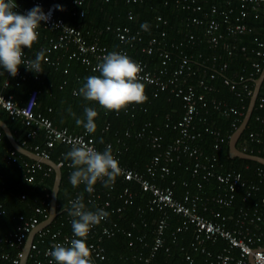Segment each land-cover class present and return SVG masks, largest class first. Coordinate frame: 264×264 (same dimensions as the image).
Instances as JSON below:
<instances>
[{"label":"built area","instance_id":"built-area-1","mask_svg":"<svg viewBox=\"0 0 264 264\" xmlns=\"http://www.w3.org/2000/svg\"><path fill=\"white\" fill-rule=\"evenodd\" d=\"M126 1L135 2L138 0ZM205 1L173 0L175 4H180L182 7H190L193 11H197L198 14L193 15L189 19V24L200 27L201 34L208 47L214 50L220 49L219 52L207 56L193 52L188 55L180 49V60L173 68L166 66L170 53L165 49L160 52L162 57L161 64L163 65L158 68L150 69L144 60H134L142 68L140 73L141 82L151 87L153 95H156L159 90H169L183 101V112L180 118L170 125L177 130V135L171 142L163 144L161 141L162 136L157 131L148 128V123L135 132L136 138H145L147 144L155 150L150 160L144 164L142 171L120 161V153L124 145L121 137H117L114 141L104 140L97 143L94 136L87 133L83 127L79 131H72L66 126H57L48 115L39 111L36 112L34 107L38 103V87H33L28 91L27 99L24 103H20L12 94H6L2 91L3 87L9 85L11 78L15 83H19L29 76L38 79L41 73L26 72V68L22 64L18 67L17 74L14 77L8 73L0 82V112L6 111L11 118L18 119L27 126L20 143L24 147L40 156L49 157L50 148L56 143L72 145V142L77 139H82L85 143L101 152L106 146H111L112 154L119 161L121 169L117 177L127 182L118 192L117 197L120 199V203L110 206L112 196L110 197L109 190L105 191L95 188L92 193L87 194L85 199L86 202L94 203L104 210L109 209V213H117L118 216H121L125 206L133 203L138 191L146 194L144 206L138 207L137 210L141 212L143 207L149 210H157L159 211V217L152 229L151 242L148 243L142 240V237L138 238L142 246L147 248V252L143 251L142 248L136 249L132 257L138 261L137 264H153V257L156 252L159 248L164 247V230L172 213L179 216L180 222L171 231V240H176L178 232L191 230L193 233L190 241L192 251L205 253L212 257L210 260L211 264H246L249 262L250 256L255 264H264V246L261 245V236L250 227V225L257 226L258 222L264 224V216H262L258 208L254 207L251 211H248L246 208L240 207L236 214H226L220 209L212 208V206L208 205L211 201L217 207H228L232 204L238 189H245L243 198H246L252 190L258 188L257 184L247 182L238 171L218 170L216 168V154L205 153L201 145L195 143V140L200 137V131L197 129L196 123L197 121L205 123V116L210 114V109L217 111L220 115L232 114L231 124L233 126H236L235 123L238 117L243 113L244 101L246 98H250L253 91L255 80L253 76L260 74L264 67L262 65V62H264V0H219L222 5L218 4L217 1H211L206 6L204 4ZM72 2L81 4L82 0H72ZM58 3L59 0L16 1V9H19L23 14H26L28 10L35 6L41 7L46 14L51 12L49 20L47 22L42 21L37 29L39 36L41 29L45 28H51L56 32L55 35L47 37L46 47H41L47 52L60 47L68 48L71 46L70 57L80 59L91 70H95L103 55L115 51L129 56L126 45L133 46L134 41L141 39L139 31L133 32L129 26L118 24L113 26L111 30L119 44L117 47L111 48L105 43H100L99 35L102 32L101 29L95 27L83 28L72 24L60 15H56ZM74 13L76 12L74 11ZM84 13V9L81 8L78 11V16L83 17ZM128 17L132 18V14H129ZM248 18L258 21L259 30L246 21ZM157 20L165 23V20L160 15L157 16ZM109 28L110 26L106 27V29ZM161 34L163 35L164 32H161ZM248 34L252 36L251 40L253 42V47L250 48V51L255 54V59L250 62L251 70L248 71L249 76L237 72H234L232 77L225 75L229 67L228 57L236 55L238 51L247 49L246 43L240 42V39ZM157 41L152 36L147 44L142 46L141 50L151 53ZM193 43H195L194 34L192 32L185 33L184 39L176 44H171V47L177 49L181 45L185 46ZM23 51L22 59L26 64L28 60L33 58L26 49H23ZM41 63H53V61L50 60L48 54H44V59ZM218 78L234 92L238 103L229 104L214 95V92L217 91L215 80ZM261 86L262 91L260 92ZM77 91L75 89L73 93H77ZM254 106L264 111V78ZM124 110L127 111V108ZM256 119L262 121V116L258 114ZM165 125L168 124L165 123ZM107 128L108 124L105 125L104 129ZM39 129L42 130L44 135L43 144H28L27 138L34 137ZM204 129L214 135L213 148L219 149L221 143L225 140V135L210 125H206ZM130 132V130L126 129L124 135L129 136ZM261 135L264 136V130L258 132L250 131L248 138L249 140H258ZM241 145L239 148L246 151L248 140L243 139ZM180 153L186 154L192 160L187 165L192 176H199L202 180H196L195 184L198 191L194 192H191L183 182L185 188L176 196L174 193V181L165 183L163 181L173 172L170 164L179 159ZM17 159L15 149L9 150L6 160L15 161ZM55 162L60 168L63 165L69 167L71 163L62 157H59L58 161ZM22 168L24 170V183L33 182L35 173L38 170H42L43 175L47 176L53 169L52 166L35 159L23 160ZM256 174L264 179V167L258 168ZM211 177L218 181L220 190L214 195L204 196L203 193L205 191L202 189V181ZM116 178L109 185V189L113 188ZM74 188L75 193L68 199L69 204L82 194L79 186ZM19 197L24 198L25 193H20ZM260 202L264 203V195L261 196ZM2 211L1 209L0 213ZM206 212L210 213L211 216H207ZM47 215L46 208L41 205L34 206L29 214L21 213L18 215L16 228L9 231L4 238H0L1 243L6 242L8 244V248L0 246V264L20 263L22 247L28 233L42 221L40 219L41 216L47 217ZM71 220L72 217L66 216V224H68L66 230L62 229L64 222H60L61 226L57 228L51 227V222L37 230L30 243L25 264H54L55 261L47 253L53 244L67 245V242L73 238ZM229 221L230 223L228 224ZM101 223L100 227L93 226L87 236L86 243L91 249V259H105L106 254L102 240L104 237L113 236L116 232H122L129 237V246L134 244V238H131L132 232L120 226L116 220L110 219L108 216ZM219 239L225 242L224 246L215 254L210 253L206 249V243L210 242L213 244ZM12 248L16 249L12 250ZM164 248L168 251V246ZM184 260L187 264L194 263L193 256L190 253L184 255Z\"/></svg>","mask_w":264,"mask_h":264},{"label":"trees","instance_id":"trees-1","mask_svg":"<svg viewBox=\"0 0 264 264\" xmlns=\"http://www.w3.org/2000/svg\"><path fill=\"white\" fill-rule=\"evenodd\" d=\"M211 1H217L218 4L222 5V2L219 0H206L204 2L205 6ZM58 6L59 8H56V15L62 16L72 24L83 28L95 27L101 29L102 32L99 35L100 43H105L111 48L117 47L119 44L111 30L113 26L118 24L127 25L133 32L139 31L141 39L134 41L133 46L126 45V48L128 49L130 58L133 60H144L150 69L163 65L161 64L162 57L160 55L163 49L168 50L170 53L169 59L166 62V66L169 68H173L178 64L181 56L180 49L188 55L193 52L202 54L203 56L211 55L220 50L208 47L203 39L200 27L189 24V19L193 15L198 14L197 11H193L190 7H182L180 4H175L173 0H138L135 2H127L126 0H82L81 4H74L72 0H59ZM81 8L85 11L83 17L78 16V11ZM15 11L23 14L19 9H15ZM129 14H132V18L128 17ZM158 15L165 20V23L157 20ZM246 21L259 30L257 20L248 18ZM145 22L150 27L148 31L143 30L142 32L140 25ZM107 26H110V28L106 29ZM161 32H164V34L162 35ZM191 32L195 36V43L185 46L181 45L177 49L171 47V44H176L184 39L185 33ZM55 34V30L51 28L41 29V34L37 41L30 49H26L33 59L38 52L44 51V54H48L53 63H41L43 71L38 79L29 76L27 79L15 83L11 78L9 85L3 87L2 91L6 94H12L20 103H24L27 99L28 91L33 87H38V103L34 107V110L51 117L57 126H66L72 131H79L83 127L77 126L75 120L76 118H84V107L94 108L98 112V116L95 118L97 128L95 133H92L95 141L97 143L104 140L114 141L117 137H121L124 145L120 153V161L123 164L142 171L144 164L150 160L155 150L147 144L145 138H136L135 132L148 123V128L157 131L162 136L161 141L163 144L171 142L177 135V130L173 129L170 125L178 120L183 112L182 99L169 90H159L156 95H153L151 87L144 84L147 100L141 104L128 105L127 111L124 109L120 112L106 111L97 103L86 101L82 96L77 94L79 88L85 82V77L99 75V73L96 70H91L80 59L70 57L71 46L68 48L60 47L49 52L45 51L43 48L47 45V37ZM152 36L158 40L153 47V51L151 53L143 52L141 50L142 46L146 45ZM251 37L248 34L240 39V42L246 43L247 49L245 51H238L236 55L228 57L229 67L225 75L232 77L234 72H237L249 76L248 71L251 70L250 62L255 59V54L250 51V48L253 47ZM262 65H264V62H262ZM25 71L29 72V70ZM7 75L6 71L0 69V82ZM258 75L259 73L253 77L256 78ZM215 85L217 87V91L214 92L216 97L229 104L238 103L234 92L225 86L220 78L215 80ZM75 89L78 90L77 93H73ZM244 103L243 113L238 117L235 123L236 126L231 124L232 114L220 115L217 111L210 109V114L205 116L206 122L197 121L196 123L197 129L200 131V137L195 140V143L200 144L205 153L216 154V168L218 170L238 171L247 182L255 183L258 187L256 190H252L246 198H243L245 196V189H238L232 204L228 207H217L211 201L208 205L212 206V208L220 209L226 214H236L240 207L246 208L248 211L257 207L262 216H264V203L260 202L261 196L264 195V179L256 174L257 169L263 168L264 165L251 159L237 156L230 157L228 153L229 135L242 121L249 103V97L246 98ZM69 108L75 113V117L69 114ZM258 114L262 116V121L256 119ZM0 118L8 124L15 138L21 143L22 135H24L23 133L27 126L18 119L11 118L6 111L0 112ZM165 123L168 125H165ZM106 124H108V128L104 129ZM206 125L212 126L225 135V140L221 143L219 149L213 148L214 135L204 129ZM126 129L131 131L129 136L124 135ZM262 130H264V111L254 106L247 125L237 140V146L241 147L243 139H247L248 147L246 151L264 156V136L261 135L258 140H249L248 138L250 131L258 132ZM43 142L44 135L41 129L37 131L34 137L27 138L28 144L42 145ZM11 149L14 148L0 127V210H3L0 213V238H4L9 231L16 228L19 214L31 213L34 206L41 205L46 208L47 213L49 212L50 192L54 180L53 169L47 176L43 175L42 170H38L35 173L33 182L24 183L22 161L31 159L15 150L18 159L7 161L6 157ZM70 150L71 145L56 143L50 148L48 155L52 160L58 161L59 157L64 159V155ZM179 155V159L170 164L173 172L163 181V183L174 181V193L176 196L185 188L183 182L191 192L198 191L195 183L196 180L201 179L199 176H192L190 169L187 168V165L192 160L184 153H180ZM72 171L73 169L70 166H61V181L56 201L57 211L59 212L50 225L53 228L61 226L60 222L65 223L62 225L63 230H66L68 227V224H66V216H68L66 209L70 207L68 199L75 193V188L69 182V175ZM126 183V181L117 177L112 189H109V186L105 187L103 182L99 181L94 185V188L105 191L109 190L110 197L112 196L110 206H115L120 203V199L117 197L118 192ZM202 183V189L205 191L203 193L204 196L214 195L220 190L219 183L214 177L203 180ZM79 187L84 195L86 208L93 211L96 208H100L94 203L86 202L85 197L88 192L85 191V185L80 184ZM22 192L25 193L24 198L19 197V194ZM145 197V193L143 194L141 191H138L133 203L125 206L121 216H118L117 213H109V209L105 210L109 213L110 219L116 220L120 226L132 232L131 238H134V244L129 246V237L122 232H116L113 236L104 237L102 245L104 246L106 257L103 260L92 259L93 264H137L138 261L132 257L136 249L142 248L143 251L147 252V248L142 246L138 238L142 237V240L148 243L151 242L152 229L159 217V211L149 210L146 207H143V211H138V207L144 206ZM206 215L211 216L208 212H206ZM44 218L45 216L40 217L41 220ZM179 222V216L172 213L164 230V247L168 246V251L164 247L159 248L153 257V264H187L184 260L186 253H190L193 256V264H211L210 260L212 257H209L205 253L192 251L190 241L193 233L191 230L180 231L177 233L176 240H171V231ZM101 224L97 225V227H100ZM250 227L261 236V245L264 246V224L258 222L257 226L250 225ZM223 242L220 239L213 244L207 242L206 249L210 253L215 254ZM0 246L8 248L6 242H0ZM15 249L12 248V250Z\"/></svg>","mask_w":264,"mask_h":264},{"label":"clouds","instance_id":"clouds-1","mask_svg":"<svg viewBox=\"0 0 264 264\" xmlns=\"http://www.w3.org/2000/svg\"><path fill=\"white\" fill-rule=\"evenodd\" d=\"M16 8V0H0V69L14 77L18 67L23 64L26 70L39 74L43 71L41 62L44 51L38 52L34 59L25 64L22 59L23 49H30L37 41V29L42 21L49 20L51 12L46 14L41 7L35 6L26 14H21L15 11ZM140 27L148 31L150 26L145 22ZM95 70L99 75L85 77V82L77 93L86 101L95 102L106 111L120 112L130 104H141L147 100L140 76L142 68L126 54L108 52L102 56ZM68 111L75 117L71 108ZM83 112L84 118H76V125L83 126L89 134L95 133L98 112L92 107H84ZM64 159L71 161L69 166L73 169L69 176L70 184L73 187L84 184L88 193L94 191L98 180L108 187L121 172L111 146H106L101 152L82 139L72 142L71 150L64 155ZM66 211L72 217L73 238L67 245L53 244L47 254L56 264H93L91 249L86 243L87 236L90 229L105 220L109 213L102 208L94 211L87 209L83 194L72 200Z\"/></svg>","mask_w":264,"mask_h":264},{"label":"water","instance_id":"water-1","mask_svg":"<svg viewBox=\"0 0 264 264\" xmlns=\"http://www.w3.org/2000/svg\"><path fill=\"white\" fill-rule=\"evenodd\" d=\"M263 78H264V67H263L261 73L258 75V77L255 78V80H254L253 91H252V94L249 98V103H248V106H247V109L245 111V114L243 116L242 121L233 130V132L229 135L228 153H229L230 157L237 156V157H241V158L251 159V160L257 161V162L264 165V156L263 155L247 152L245 150L240 149L237 146V140L239 139L242 131L245 129L247 122L250 118V115H251L252 109L254 107L255 100H256L257 94L259 92V88H260V85H261ZM0 127L3 129L5 136L7 137V139L9 140V142L11 143V145L13 146V148L15 150H17L19 153L27 156L30 159L39 160L45 164L52 166V168L54 170V180H53V185H52L51 192H50V205H49L48 215L33 230H31L28 233V235L25 239L24 245L22 247V255H21L19 264H25L26 260H27V254L29 251L30 243L33 240L34 234L36 233L37 230H39V229L43 228L44 226L50 224L57 214L56 201H57V194H58V190L60 187V181H61V168L51 158L40 156L36 152H34V151L24 147L23 145H21L16 140V138H15L14 134L12 133L8 124L2 118H0ZM249 260H250L251 264H255L253 261V258L251 256L249 257Z\"/></svg>","mask_w":264,"mask_h":264},{"label":"crops","instance_id":"crops-1","mask_svg":"<svg viewBox=\"0 0 264 264\" xmlns=\"http://www.w3.org/2000/svg\"><path fill=\"white\" fill-rule=\"evenodd\" d=\"M40 112V111H39ZM12 131V130H11ZM13 133V132H12ZM50 158V157H49ZM225 242H223L222 246L220 248H222L224 246ZM219 248V249H220ZM249 263H250V260H249ZM251 264V263H250Z\"/></svg>","mask_w":264,"mask_h":264}]
</instances>
